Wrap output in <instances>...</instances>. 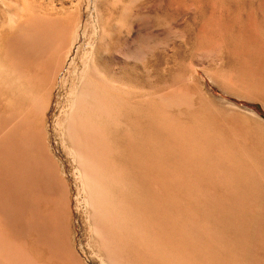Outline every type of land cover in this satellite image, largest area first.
Masks as SVG:
<instances>
[{"label": "bare ground", "instance_id": "6f19581e", "mask_svg": "<svg viewBox=\"0 0 264 264\" xmlns=\"http://www.w3.org/2000/svg\"><path fill=\"white\" fill-rule=\"evenodd\" d=\"M216 3L217 16L201 28L227 54L228 71L209 78L225 94L264 105L263 33L252 30L264 0ZM142 9L129 0H77L74 12L44 28L55 41L47 54L37 50L40 61L10 67L0 60L2 111L47 143L46 112L57 90L53 132L70 170L44 146L58 179L74 180L98 264H264V126L232 103L209 101L190 62L187 73L156 84L147 62L185 33L159 39L163 18ZM39 207L33 214L45 217L46 205ZM70 235L58 225L54 244L64 249L46 261L0 224V264H89Z\"/></svg>", "mask_w": 264, "mask_h": 264}, {"label": "rangeland", "instance_id": "374dc122", "mask_svg": "<svg viewBox=\"0 0 264 264\" xmlns=\"http://www.w3.org/2000/svg\"><path fill=\"white\" fill-rule=\"evenodd\" d=\"M129 1L133 5L140 6L141 9L143 8V12L147 11L146 9L148 8L149 10L156 9L158 16L164 20V22H159V24H157L159 26L155 27L159 30L157 32L160 33V30L163 32L161 33L162 35L160 34L161 36L158 33V37L160 36L159 39H163L164 37L168 38L172 35L170 31L173 32L176 30L177 32L178 30L185 33L184 41L182 40L180 42L177 39L170 40V43H167L168 46L165 44L164 46H159L160 48L157 47L153 52L156 61L147 62V65L151 68L150 78L153 77L154 79H152L156 84H161L166 81L169 82L178 74L187 73L188 69H190L189 67L187 68L190 62L193 64L194 69L191 70L192 72L189 71V73L193 74L195 82L203 89L204 95L209 101L232 103L237 107L236 109L238 111L247 116L249 115L250 118L254 117L255 120L259 121L264 126V105L260 101H251L232 94H225L209 78L211 71L214 70V72H217V68L221 67L222 71H225V73L228 71V65L226 64L228 56H225L227 54L224 53V55L223 52L218 54L216 50H214V41L209 39L211 34L209 35L208 32L205 33L206 31L201 28L204 18L210 15L214 17L217 16L218 4L216 0ZM76 3L77 0H0V51L2 50V52H0V60L6 62V66L10 67L18 60L24 63L21 64L23 67H26V64L31 65L32 63L35 64L40 61L42 57L39 58V56H36L35 53L37 50L41 48L45 55L50 51L55 41L54 35L46 34L47 37L44 35V28H47L52 22H59L57 20L60 17V19H62V15L64 17V15L74 12ZM50 14H52V16ZM261 15L262 14L256 16V23L254 21L253 25L255 26L256 24L257 26H255L254 29L250 26V29L254 32L258 26L262 28L261 30V28L258 27L259 34L261 31L263 33L260 35L263 40L261 43L264 44V26L262 27L264 24L259 25L257 23L258 21L264 23V15ZM258 17L259 19L257 21ZM52 18H55V20ZM16 30L18 31L17 34ZM33 31H35V33ZM5 32L8 33L5 34ZM36 32L38 34H36ZM256 33H258V31ZM144 36V32L141 33V37ZM210 38H212V36ZM3 44L6 46H3ZM18 44L21 46L20 51H16ZM1 54H3V56ZM217 58L221 60V66L216 63ZM56 91H54L51 98L50 108L46 112L49 131L47 132L49 143H47L55 155L62 159L60 160L63 161L64 169L68 172L70 170V165L61 151L60 144L58 140H56L57 138L54 134L55 132H53V120L60 111V104L57 102ZM0 103V110L2 111V106L5 104L4 99L0 98ZM1 111L0 224L3 226L6 235L12 240L22 244L24 243L23 245L26 248L36 246L40 250L39 258L48 261L51 260L53 256L56 258L59 252L64 249L54 244V235L56 234L58 225H61L67 236L68 234L70 235V233L73 234L71 239L75 249L80 252V256H83L82 258L90 262L89 264H98L86 245L88 225L83 211H80L82 207H80L78 202V189L73 178H71L68 173L65 174L69 179L66 184L60 181L61 178L58 179L59 175L56 171L58 170L55 164L56 162H54L53 158L51 160V155L47 154L49 153L48 149L46 151L45 147L47 143H44V138L41 133L30 132L24 126L25 124L17 125V120L11 111L5 110L2 111L3 113ZM48 189H50V191ZM34 204L37 205L38 209H40V204L46 205L45 217L39 214H37V216L35 212L33 214ZM34 222H36L37 230H35L33 226Z\"/></svg>", "mask_w": 264, "mask_h": 264}]
</instances>
